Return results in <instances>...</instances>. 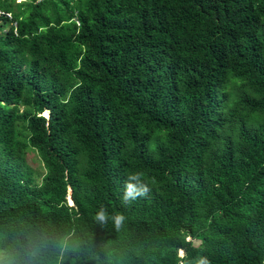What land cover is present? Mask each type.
<instances>
[{"label": "trees", "instance_id": "trees-1", "mask_svg": "<svg viewBox=\"0 0 264 264\" xmlns=\"http://www.w3.org/2000/svg\"><path fill=\"white\" fill-rule=\"evenodd\" d=\"M0 11V231L70 237L63 264H264V0Z\"/></svg>", "mask_w": 264, "mask_h": 264}, {"label": "clouds", "instance_id": "clouds-1", "mask_svg": "<svg viewBox=\"0 0 264 264\" xmlns=\"http://www.w3.org/2000/svg\"><path fill=\"white\" fill-rule=\"evenodd\" d=\"M131 181H136V183ZM138 183L141 184L140 187L137 186ZM149 191L150 188L143 181L142 174L130 173L125 182L122 202L129 204L137 197L147 196ZM95 219L102 224L107 223L109 215L101 207ZM111 219L115 228L119 229L125 217L117 214ZM80 251V245L72 241L70 237H56L44 230L30 228L10 232L0 231V264H63L70 254L78 255ZM194 264H212V262L207 256L201 255L194 261Z\"/></svg>", "mask_w": 264, "mask_h": 264}, {"label": "rangeland", "instance_id": "rangeland-1", "mask_svg": "<svg viewBox=\"0 0 264 264\" xmlns=\"http://www.w3.org/2000/svg\"><path fill=\"white\" fill-rule=\"evenodd\" d=\"M23 1V0H18V2ZM27 162L32 166L34 169L35 175H36V180L37 182H40L42 179V176L45 174L46 169L44 168V163L41 160L39 154L37 151H30L27 154Z\"/></svg>", "mask_w": 264, "mask_h": 264}]
</instances>
